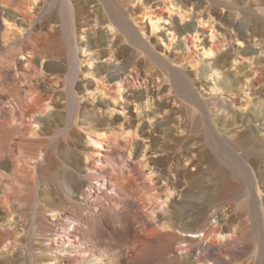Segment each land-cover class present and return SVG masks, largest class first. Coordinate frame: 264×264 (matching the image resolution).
Returning <instances> with one entry per match:
<instances>
[{
  "label": "rangeland",
  "instance_id": "1",
  "mask_svg": "<svg viewBox=\"0 0 264 264\" xmlns=\"http://www.w3.org/2000/svg\"><path fill=\"white\" fill-rule=\"evenodd\" d=\"M156 1L160 2L152 0V3ZM197 1L188 4L191 16L181 24L196 20H192L194 15H204L213 7L222 15L230 14L236 23H244L245 33L249 36L246 20L254 15L263 25L260 27V34L253 38L248 37L247 41L252 40L256 50L264 47V0H201L203 3L199 7L196 6ZM24 2L26 1L11 0L9 7L0 1V6L14 8L17 4L24 6ZM99 7L103 10L104 1L100 2ZM164 8L161 3L152 9L164 12ZM25 10L24 7L23 14H19L17 18L21 20L20 17H26L23 21L28 25V31L19 32L18 26L10 28L9 31L10 42L22 40L24 44L25 52L19 59L21 62H17L15 66L8 61L0 62V163H3V166L0 165V222L8 212H12L15 222L13 225H0V264H166L167 260H180L192 255L190 260L193 262L196 257L193 254L194 248L196 249L200 242L188 241L193 252L186 254L178 244L181 240L178 228L173 227L166 232L160 228V223L164 221H160V216H167L170 209L155 208L154 214L147 216L146 207L150 204L148 195L152 198L154 194L161 192L162 186V182L157 181L156 172L151 176L152 179L147 176L153 162L150 158L156 159L161 155L164 159L161 168L167 169L170 166L171 170L178 164L188 166L183 156L187 150L197 148L203 158L215 160V189L208 191L201 181L191 184L195 200L199 201L197 196L202 197L208 192L215 193L227 182H236L237 186H241L240 181L233 177L229 166L218 159L225 157L224 150H235L244 159H253L257 161L258 166H263L264 148L261 150L248 140L246 142L243 136L235 139L236 145L227 137H218L215 142L198 110L192 111L194 106H190L191 103L178 93L180 89L176 84L166 80L162 66L136 48L133 53L135 64L130 66L126 73L119 71V78L101 79L98 83L99 87L108 93L105 99L112 98L115 101L109 100V104L105 102L98 105L102 99L99 95L103 92L89 91L91 96L94 95V99L77 94L81 109H69L62 77L42 71L35 61L45 55L52 59L62 58L66 52L65 40L61 35H51L53 30L41 28L36 21L38 16L29 24L30 16H27ZM240 10H243V13ZM55 11L58 12V9ZM31 12L33 14L34 9ZM131 14V18L137 16L134 11H131ZM172 15L178 16L175 12H172ZM201 18L199 27L205 32L200 39L205 38L212 42L218 54L226 51L235 54V59L230 57L223 68L231 78L228 89L212 88L208 78L201 82L203 75L200 69L211 64L216 55H202V46L194 44L190 36H186L185 43H180L176 35L170 45L168 39L162 40L152 36L157 53L165 58L170 67L191 72L193 80L196 81L195 96L207 109H213L215 112L212 98L220 96L229 103V108L235 111V120L241 117L251 124L253 115L259 120L254 124L263 123V112L257 113L253 108L257 102L254 90L260 91L264 87V53H238L235 48L244 49L246 42L233 37L234 30H228L215 15L210 23L206 17ZM134 20L137 24L135 21L131 23L135 26L141 22L139 19ZM211 25H214L213 38L209 36ZM160 33L162 32L159 31L158 34ZM124 43V38L120 36L119 44ZM191 63L197 64L196 72ZM219 78L222 79V75ZM78 80L81 81V76ZM83 85L86 86L84 83ZM118 85L121 93L117 91ZM150 90L152 93L149 94H153L152 102L165 103L167 106L156 117H143L141 114L142 118L138 122L140 126H145V122L149 123L144 130L155 137L154 149L161 148L164 153L151 152L142 157L136 152V146L147 142L148 139L143 138L140 131L129 137L120 130L111 129L102 146L91 147L95 154H91L88 160L80 161L76 157L72 148H81V145L70 143L65 130L76 131L84 139L86 129L90 126H113L110 121L113 116L121 115L131 120L133 118L128 109L132 114L139 111L134 98L131 97L132 93ZM44 94H48L53 102L44 109V113H38L37 110H43L38 104H44V101L37 102V99ZM113 107L115 110H112L111 115L108 114ZM152 109H156L155 104ZM33 111L37 112L31 115ZM146 111L150 112V108H146ZM215 115L221 117L222 113L219 111ZM38 116L44 120H38ZM221 120L219 124L222 123ZM118 122L119 120L114 123ZM234 127L238 132L243 129L238 125ZM260 134L264 137V131ZM74 140L77 141L75 138ZM51 159L58 161V165L53 166ZM67 164L74 167L76 179L82 182L79 191L69 193L59 182L67 174L61 166ZM190 168L194 170V167ZM39 182L48 183L47 195L51 197L50 204L58 214L51 215L49 211L43 210V194L37 195ZM220 200L234 202L231 194L223 197V200L215 196L211 207L204 212L201 229L204 230L209 221H214L211 215L216 212ZM35 201L38 203L35 204ZM234 203L237 204L236 201ZM239 210L245 211V215H240L234 222L236 227L248 229V242L252 249L243 258V264H264V257L255 262L250 257L254 247L252 245L256 241L255 227L246 208L241 206ZM68 217L75 220L73 230L66 228ZM17 228L23 230L15 237ZM165 233L169 234V246L163 244L167 239L164 238L167 235ZM7 237L9 239L4 241ZM229 246L234 251L239 250L235 244ZM229 246L227 248H230ZM2 252L6 254L2 255Z\"/></svg>",
  "mask_w": 264,
  "mask_h": 264
},
{
  "label": "bare ground",
  "instance_id": "2",
  "mask_svg": "<svg viewBox=\"0 0 264 264\" xmlns=\"http://www.w3.org/2000/svg\"><path fill=\"white\" fill-rule=\"evenodd\" d=\"M0 1L5 2L6 6H11V0ZM25 1L24 6L17 4L14 8L11 7L12 9L0 6V62L8 61L13 66H15L17 62H21L19 59L23 57L22 54L25 52L24 44L22 40L10 42L9 31L10 28L13 29L12 27L16 26L19 27V32H23L24 30L28 31V25H25L23 21L26 17H20L21 20L17 18L19 14H23V8L25 7L27 16H30L29 24L38 16L36 21H38V25L41 28L51 29L53 30L51 35H61L65 40L66 52L62 58L52 59L45 55V57H40L41 60L36 58L35 61L36 63L38 62L39 68L42 71L49 72L55 76L58 75L57 77H59V75L62 77L64 86L66 87L65 94L69 109H81L80 98L77 97V94H81V97L87 96L88 99H94V95L91 96L89 91H91V93L95 90H97L98 93L103 92L102 95H99L102 96V99H100L98 105L105 102L109 104V100L115 101V99L112 98L105 99L108 93L104 88H100L98 83L101 79L107 78V80H109L119 78L121 75L117 74L119 71L126 73L127 69L135 64L133 53L136 48L143 51L146 57L162 66V72L163 75L166 76V80L176 84L180 89L178 93L191 103L190 106H194L192 107L194 108L192 111L195 112L198 110L200 117L205 122L208 132L214 138L215 142L218 137H227L236 145V140H238L236 138H238V136H243L246 138V140L244 139L246 142L248 140L249 143L258 146L261 150L264 148V137L260 134V132L264 131V122H260L258 125L254 124L259 120L258 117H254L253 115L251 124L248 122L246 123L241 117L239 120H235V111L229 108V103H227L225 99L220 98V96L212 98L213 106L216 108L215 112L213 109H207V107L201 104L200 100L195 96L194 89L196 90V81L193 80L191 72L170 67L165 58L157 53L154 45L155 41L153 42L151 39L152 36L155 38L160 37L162 40L168 39V44L170 45L176 35L180 39V43H185L186 36H190L194 44L196 43L197 46H202V55L206 54L211 57L216 55V58L212 60L211 64L202 66V69H200L203 75L201 82L208 78V82L211 83L212 88L228 89L230 87L231 78H229L227 72L223 71V68L230 57H234L235 59V54H232L230 51L218 54L212 42L207 41L205 38L202 40L200 39L205 32L203 28L199 27L202 23L201 16L206 17L210 23L212 22L210 21L212 16L215 15V18L222 21L228 30H234L233 37L246 42V47L244 49H240L239 47L235 48L238 49V53H244L246 55L260 51V53L263 54L264 47L256 50L254 44H252V40L249 42L247 41L248 37L253 38L260 34L259 30L261 25H263L259 20L255 19L254 15L246 20V29L250 32L248 36L245 33L244 23H236L234 19L230 17V14L222 15L213 7H210L204 15L202 13L194 15L192 20L193 18H196V20L181 24V22H185L186 18L191 16L188 4H193L194 0H160V2L156 1L154 3H152V0ZM101 1H104L103 10L99 7ZM161 3L163 4V8H166V11L156 12L152 9L153 6ZM202 3L201 0H198L196 6L199 7ZM36 4L38 5L35 6ZM91 8L93 9L90 10ZM32 9H34L33 14V11L31 12ZM56 9H58V12L55 11ZM131 11H134V14H137V16L131 18ZM172 12H175L178 16H173ZM240 12L243 13V10H240ZM134 19H139L141 21L138 26L131 23V21H135ZM135 23L137 24L136 21ZM213 28L214 25L209 27L210 38L215 36ZM159 31L162 33L158 34ZM120 36L124 38L125 43L123 45L119 44ZM42 54L44 53L42 52ZM98 60L102 61L97 64L96 61ZM191 66L196 72L198 69L197 64L191 63ZM220 75H222V79L219 78ZM79 76H81V81L78 80ZM143 79H145V76H143ZM55 83H57V81ZM83 83L86 84V86H84ZM93 86L94 88H91ZM117 91L121 93L120 85H118ZM262 91H264V87L260 91L254 90L257 102L253 109L257 113L262 111L264 114V93H262ZM149 93H152V91L132 93L131 97L134 98L133 101L137 104L136 108L139 111L136 114H132L131 110L128 109V113L133 118L131 120H128L126 117H121V115L113 116L112 119H110L113 126L110 128L90 126L86 129V137H84V139L83 136L76 131L65 130V135L68 137L70 143H78L81 145L82 149L77 146L72 148L76 157L80 159V161L88 160L91 154H95L91 147L102 146V143L108 139L105 137H108V131L111 129L112 131L115 129L120 130L121 133L129 137L133 136L137 131H140L143 138L148 139L147 142H142L136 146V152L141 154L142 157H145L151 152L164 153L161 148L154 149L153 142L155 137L151 135L152 133L150 134L144 130V127L148 126L149 123L145 122V126H140L138 122L142 118L141 114H143V117H156L167 106L165 103L159 104L157 102H152L153 94ZM41 101H44V104H42L43 102L41 104L36 103L43 108L41 111L37 110L38 113H44V109H47L49 104L53 102L48 94H44L37 99V102ZM153 104L156 105V109H152ZM124 108H127V106H124ZM146 108H150V112H147ZM30 109H32V107ZM112 110H115V107L110 109L108 114L111 115ZM37 111H33L31 115H34ZM219 111L222 113L221 117L215 115ZM224 112L226 113L223 114ZM212 113L214 114L212 115ZM229 117L232 118L228 119ZM36 118L38 120L43 119L39 116ZM117 120H119V122L115 124L114 122ZM220 120L222 121L221 124H219ZM237 125L239 128L240 126L243 128L240 132L234 127ZM74 138L77 139V141H75ZM262 152L264 153V151ZM224 156L225 157H218V159L229 166L233 177L240 181L241 186H237L235 184L236 182H227L215 193L208 192V194H203L202 197L197 196L199 201L195 200V194L191 190V184L192 182L201 181L206 185L208 191L215 189V160L203 158L197 148L187 150L186 154L183 156V160L188 162V166L178 164L173 166L171 170H169L170 166L167 167V169L161 168V164L164 163V159L161 155L156 159L150 158L153 162L149 167L147 176L149 179H152L151 176L156 172L157 181L162 182V186L161 192H157L152 198H149L151 195H148L147 200L149 199L150 204L148 206L145 204L147 206L146 210L148 211L147 216L151 217L155 212V208L164 210L165 208L170 209L167 216H160V221L164 220L160 223V228L166 232L173 227H177L181 235V240L178 244L183 247L182 249L186 251V254L187 252H193L188 241L198 240L200 242L199 246H195L196 249L194 248L193 254H195L196 257L193 262L190 260L192 255L190 258L182 257L180 260H167L166 264H207L208 262H212L213 264L245 263L243 258L252 249L248 242V229L246 227H239L240 229L236 227V218H239L240 215H245V211L239 210L241 206L246 208V212L249 213V218L255 227L256 241L255 244L252 245V247H254L250 257L253 258L254 262L255 260L260 261L261 258L264 257V195H262L264 192V165L258 166L257 161L253 159H244L239 153H236L235 150H224ZM51 164L57 166L58 161L51 159ZM0 165L3 166V163H0ZM61 167H63L67 173L64 178L59 180L61 186L69 193L79 191L82 182L76 179L74 167L68 164L67 166L63 165ZM190 167H194V170ZM47 186L48 183L42 184L39 182L37 195L39 194L40 196L43 194L41 198L45 203L43 210L49 211L51 215H56L58 212H56L55 208H52L50 204L51 197L48 196L49 194L47 195ZM230 194L237 204L232 200V202H221L220 200V203L217 204V209L215 208L216 212L211 215L214 221H209V224L207 223L208 225L205 228L203 225L204 230L201 229L202 227L200 228V226L202 225L200 224L204 212L211 207L214 197L217 196L223 200V197ZM37 203L38 202L35 201V204ZM214 203L216 204V202ZM232 212H234V214ZM12 215V212L6 213L0 225H13L15 222L12 219ZM66 219V228L73 230L75 220L70 217ZM22 230L23 228H17L14 232V236L16 237L19 235ZM201 231H203V233H201ZM168 235L169 234L164 237H167V239L163 244H168L169 246L170 239ZM8 239L7 237L4 241ZM231 244H235L239 250H232L229 246ZM228 246L230 248H227ZM215 251L218 253H215ZM19 253L23 254L22 251H19ZM5 254V252H2V255ZM44 264H49V262H45Z\"/></svg>",
  "mask_w": 264,
  "mask_h": 264
}]
</instances>
